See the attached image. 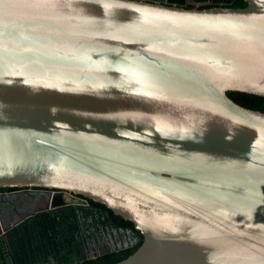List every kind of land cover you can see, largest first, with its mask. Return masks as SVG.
Wrapping results in <instances>:
<instances>
[{
    "label": "water",
    "instance_id": "water-1",
    "mask_svg": "<svg viewBox=\"0 0 264 264\" xmlns=\"http://www.w3.org/2000/svg\"><path fill=\"white\" fill-rule=\"evenodd\" d=\"M246 2L0 0V187L132 221L144 241L115 264H264V111L228 95L264 96Z\"/></svg>",
    "mask_w": 264,
    "mask_h": 264
},
{
    "label": "flooded vegetation",
    "instance_id": "flooded-vegetation-1",
    "mask_svg": "<svg viewBox=\"0 0 264 264\" xmlns=\"http://www.w3.org/2000/svg\"><path fill=\"white\" fill-rule=\"evenodd\" d=\"M27 190L0 187V193H17L22 198L0 208V264H97L99 259L109 261L136 251L144 241L132 221L105 204L54 190L50 207L41 210L49 194ZM29 212L34 213L25 217Z\"/></svg>",
    "mask_w": 264,
    "mask_h": 264
},
{
    "label": "trees",
    "instance_id": "trees-1",
    "mask_svg": "<svg viewBox=\"0 0 264 264\" xmlns=\"http://www.w3.org/2000/svg\"><path fill=\"white\" fill-rule=\"evenodd\" d=\"M171 2H177L179 4H185L189 7H199V8H205V7H214V6H231V7H244L247 5L246 0H170ZM228 95L238 102L239 104L246 106L248 108L257 109L264 111V96L251 94L247 92H241V91H229ZM2 246V243L0 242V247ZM134 249L128 252L126 255H124L121 258L118 259H99L97 264H115L119 262L122 259L127 258L130 254L134 253ZM91 262V261H90ZM89 261L85 264H92ZM97 261H94V263Z\"/></svg>",
    "mask_w": 264,
    "mask_h": 264
}]
</instances>
